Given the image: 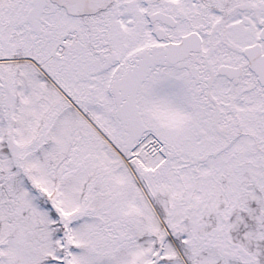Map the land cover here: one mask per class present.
Segmentation results:
<instances>
[{
	"label": "snow or ice",
	"instance_id": "1",
	"mask_svg": "<svg viewBox=\"0 0 264 264\" xmlns=\"http://www.w3.org/2000/svg\"><path fill=\"white\" fill-rule=\"evenodd\" d=\"M0 264H264V0H0Z\"/></svg>",
	"mask_w": 264,
	"mask_h": 264
}]
</instances>
